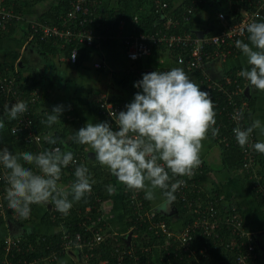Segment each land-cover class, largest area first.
<instances>
[{
	"label": "built area",
	"instance_id": "2783aa9c",
	"mask_svg": "<svg viewBox=\"0 0 264 264\" xmlns=\"http://www.w3.org/2000/svg\"><path fill=\"white\" fill-rule=\"evenodd\" d=\"M200 1L194 0L188 3L183 13L169 15L166 13L169 8V0H154L156 9L162 13L161 22H164V25H160L155 31L141 32L131 36L125 35L127 56L131 60L142 59L152 53L154 44H163L169 51H175L174 56L177 64L200 72L209 87H218L222 90L227 97V103H223L222 110L224 111L226 125L231 128V133H224L220 140L229 144L230 140H235L232 130L237 126V123L241 126H246L245 113L248 108V102L245 99L239 101L236 98V95L245 91V88L241 85L238 77L235 76L236 74H229L223 79L214 78L207 69V64L211 60L224 58L231 53L235 49V41L247 34L246 28L249 23L264 21V12L262 11L264 0H260L259 7L255 10L243 9L240 21L234 24H226L218 32H208V34L200 36L188 29L182 32L168 30L181 23L188 24L193 15L199 12L197 4ZM103 4L105 5L104 0H70L69 7L51 20L46 18L29 19L26 21V25L30 30L28 40L31 41L37 37L46 40L54 37L60 40V47L63 49L66 48L67 44H73L66 57L70 62L76 63L82 51V44L91 48L107 38L108 34L104 29L108 31L110 24L107 22V15L103 14ZM22 19L25 20L20 12L8 7L0 0V25L6 21H21ZM217 19V23L225 21L226 14L223 10L218 11ZM125 26L126 20L123 18L119 19V36H123ZM74 56L75 58H73ZM103 65H105L103 59L95 62L96 67ZM20 87L18 75L15 72H9L6 68L0 69V93L5 95L7 102L15 103L17 100L28 102V112L16 119L11 126V133L24 134L27 141L40 144L45 135L49 136L50 132L46 134L40 133L33 123L32 109L37 102L38 92L35 90L31 95L25 96ZM100 105L110 117H112L110 113H118L121 110H125V106L122 103L115 104L108 97L101 99ZM241 111L244 113L243 120L234 119V117L239 116ZM29 121H31L30 125ZM252 139L253 142L258 140L256 132H254ZM242 152V166L245 167L246 173L252 179V186L257 193L264 196V173L258 168L256 152L250 147L242 148ZM75 157L79 162L85 163L78 156ZM201 166L202 163L197 169H200ZM180 179H183L185 184L176 193L189 210L192 218L183 222L178 228L170 226L164 218L156 217L155 207L145 206L138 191H133L131 194L136 220L134 223L129 224L128 235L125 236L129 238L132 235L139 236L137 231L138 222L141 223L143 220L147 222L149 230H152L158 236L164 237V242L143 243L141 245L131 242L125 246L117 245L114 249L116 260L108 257H99V259L94 261L93 256L98 246L109 236H116L117 238L118 235L114 228L111 227L112 217L108 210L109 199L101 201L98 208L100 214L97 217V221H102L101 224L95 221L92 224L88 223L87 218L89 219V217L87 215L86 218L80 220V224L89 234H85L82 230L72 232L65 228L61 247L65 251L78 250L80 259L77 258L75 264H128V259L132 260V264H160L165 255L170 257L172 250H174L175 256H182L181 253H184L194 258L197 264L201 256L206 255L211 247L212 249L221 247L234 248L236 244L242 250L238 257L240 261L245 262L247 259L256 256L254 249L258 231L249 227L244 214L239 210L238 206L233 201L225 199L224 194H219L216 189L209 190L205 194V198L201 193L203 188L196 180L191 179V177H182ZM0 181L5 186V188H0V214L4 217H7L9 213L17 216L13 210L7 207V202L4 200L7 185L4 181V171L2 169L0 171ZM190 191H193L191 196L188 194ZM97 199L101 200L100 197ZM90 209L91 205H87L86 210ZM51 210L55 211L53 205ZM20 235L7 233L3 236L5 255L0 258V264H31L32 262L44 260L53 262L58 259L59 251L58 249H53L46 256L34 261L24 259L19 260V262H13L8 256L13 250H21L22 238ZM199 235L204 236L210 243L198 244L196 240ZM226 236L234 239L236 243L226 242ZM154 248L162 251L158 260L154 256ZM259 264H264L263 259L259 261Z\"/></svg>",
	"mask_w": 264,
	"mask_h": 264
},
{
	"label": "clouds",
	"instance_id": "9594fccd",
	"mask_svg": "<svg viewBox=\"0 0 264 264\" xmlns=\"http://www.w3.org/2000/svg\"><path fill=\"white\" fill-rule=\"evenodd\" d=\"M246 32L247 42L235 41L248 65L239 75L250 86L264 91V21L249 23ZM133 86L138 91L125 110L110 113L114 124L89 121L67 139L47 136L50 147L39 152L10 150L0 136V169L7 185V207L22 219L30 217L33 205L51 204L57 212L67 215L74 202L92 193L95 180L90 168L67 150L68 143L90 148L100 166L109 169L128 189L142 190L146 200H156L159 191L162 200L174 203L176 192L185 184L180 178L191 177L202 163L203 142L209 132L213 137L220 132L214 101L211 93L202 90L180 67L143 73ZM68 109L70 106L66 109L63 104L55 105L40 123L51 128ZM27 112L25 100L4 103L0 131L6 119L16 120ZM243 118V111L234 117L238 121ZM232 131L241 148L250 147L264 154V140L252 139L257 131L264 136V122L260 119L246 126L237 123ZM70 165L75 179L66 191L60 181L63 170ZM115 191V186L107 185L109 194Z\"/></svg>",
	"mask_w": 264,
	"mask_h": 264
},
{
	"label": "trees",
	"instance_id": "16d2710c",
	"mask_svg": "<svg viewBox=\"0 0 264 264\" xmlns=\"http://www.w3.org/2000/svg\"><path fill=\"white\" fill-rule=\"evenodd\" d=\"M194 0H169V8L167 9L166 13L169 15L172 14H179L183 13V11L186 8V5ZM10 0H4L3 3L6 4L8 7H12L11 3H9ZM260 0H201L198 2V9L203 10L206 9L209 11V18H212L213 20L217 16V13L219 10H223L226 14V19L223 22H219L217 25L214 23L211 27L210 32H218L220 31L226 24H234L242 18L243 15V9L244 10H255L259 7ZM70 5V0H60L59 6L53 9L51 17L55 18L59 13L64 12ZM104 8L103 14L106 16V13H110L109 23L110 27L107 31V29H104V31L108 34L106 39H103L100 41L101 48H98L99 50H102L103 55L111 62L112 66L117 68L119 65L124 64L125 66H120L124 69L119 70V72L115 73V79L119 85L122 87L128 88L132 93H136L138 89H136L133 85L134 82L142 79L143 73H150L156 70L160 71H166L170 70L172 66H174L172 63L168 64L167 61L175 62V51H169L167 47L163 44H154L153 45V51L148 56H145L143 59L138 60H131L127 56V46L125 47V44L119 41V44L116 41V33L119 31L118 22L119 19L123 18L126 20V26H125V32L128 33H141V32H151L158 29L160 25H164V22H161V11L157 10L154 4V0H116L109 2L108 5L102 6ZM19 9V7H17ZM262 11L264 12V8H262ZM201 12V11H200ZM194 17V15H193ZM108 22V19H107ZM112 22V25H111ZM17 20H10L6 21L5 23L0 25V37H5L9 33L15 30ZM191 30L193 33L196 34L195 29L191 27V23L188 24L181 23L176 27H171L168 30L169 31H175V32H182L183 30ZM27 38L29 37L30 30L27 29ZM247 36L248 33L243 36L241 39L247 42ZM117 42V43H116ZM30 46L34 45L37 50H41L45 53H49V50L53 47H58V44H60V40L57 38L51 37L49 39H40L37 37L34 40L30 41ZM73 46V44H67L66 50H70V48ZM81 53L79 55L78 61L76 64L81 63V61L84 59L86 51L89 49L85 44L81 45ZM105 52H107V56L105 55ZM174 53V54H173ZM169 55V58L165 60L164 58L166 55ZM125 59L126 62H123ZM146 59V61H145ZM129 60V61H128ZM127 62H130L129 64ZM0 63H7L0 62ZM143 64H146L145 67ZM145 68H143V67ZM3 69L7 66L0 65ZM119 67V68H120ZM244 69V68H243ZM243 69H233V72L231 74H236L235 76L238 77L241 85L245 87L248 83L243 77H241L238 72L242 71ZM191 70V69H190ZM9 72H15L18 75V81L21 85L22 92L25 94V96L31 95L37 88L35 87L37 85V79H25L23 75L22 69L16 70L15 67H11V69L8 68ZM196 71V70H194ZM196 75L198 76L196 78V84L201 86L202 90L209 91L211 93V97L214 101L215 105V111L217 113L216 120L217 124L216 127L220 129V132L217 136L213 137L211 136L215 142L221 145L223 149V163L222 166L227 169L228 171H232L234 175H236L242 183L245 184L247 189L252 192L255 197L257 198L263 212H264V196H262L260 193H257L254 188H252V179L249 177V175L246 173L247 170L245 167L242 166V157L243 152L242 148L238 145L235 140H230L229 144H226L224 141H221L220 138L224 133H231V128H229L228 125H226V119L224 115V111L222 110L223 103H227V97L225 93L220 90L218 87H209L208 83L204 81L203 76L196 71ZM249 84V83H248ZM108 97L113 103L120 104L122 103L124 106L131 102L132 100L123 97L121 95L117 94H109ZM104 97H98L96 98L91 97L89 99L91 103V110L93 114H100L103 118V121L107 120L109 122H112L114 124V121L112 117H110L108 114H106L103 109L101 108L100 102L101 99ZM236 98L241 100H247L248 102V108L245 113V125H248L253 119H254V113L256 110V103L258 100V94L256 92H253V94L249 95L248 92H241L240 94L236 95ZM4 103H8L5 95L3 93H0V109H2V106ZM8 103V104H12ZM218 103V104H217ZM37 105H34V108L32 109V117H33V123L37 130L40 133L46 134L49 133L51 136H59L64 139H67L68 131L66 127H63L62 121H59L55 125H53L51 128L47 127L44 124H41L40 121L46 118V113L39 112L37 109ZM16 120H5V128L0 131V136L3 137L4 143L8 144L9 148L11 145H13L17 150L19 151H32V152H39L43 149H46L50 147V145L46 142V135L44 139L40 142V144H35L33 142H29L25 139L24 134H13L11 133L10 129L11 126L15 123ZM220 124V125H219ZM219 125V126H218ZM211 135V133L209 132ZM49 135V136H50ZM256 135L258 137V140H260L257 132ZM67 150H70L74 152L80 159L85 161L84 158V146L82 145H75L72 143H68L66 145ZM256 159L258 168L260 171L264 173V154H260L256 152ZM202 166L200 169H196V172L191 176V179L196 180L201 187L203 188V191L201 192L202 195L206 198V193L209 192V190L213 189V185H207L209 173L211 170V167L209 164L206 163L205 160L201 158ZM84 164L88 165L90 168V171L92 173V177L95 180V184L93 185V191L90 195L86 196L84 199H82L79 202L73 203V208L70 210L69 214L62 215L61 213L57 212L56 210L53 212L51 210V204L45 205L47 212L45 215V221L49 223H58L60 227L55 232H37L32 229H30V220L31 215L35 207L37 205L32 206V212L28 219H22L21 217L14 216L11 213L8 214L7 217H4L0 214V224H4L5 222H17L21 225H23L26 230L21 233L20 237L22 238V248L21 250H13L10 255L8 256L13 262H19V260H27V261H34L35 259H39L42 256H46L49 254L53 249H58V259L63 256L67 251H65L61 247L62 242V235L63 230L68 228L70 231H76V230H82L85 234H89V232H86L82 225L80 224V220L87 218V222L92 224L94 221L98 224H101L102 221H97V217L100 214L99 213V206L101 204V201L103 200H109L111 199V194L107 192V185L111 184L112 180H117L116 177L111 175L109 169L106 167H102L99 164L96 166L91 165L88 162H85ZM213 169V168H212ZM1 171V169H0ZM209 172V173H208ZM246 173V176L245 174ZM187 177V176H186ZM184 177V178H186ZM62 178L64 179H71L72 183L74 182V168L69 166L67 169L63 170ZM182 178V177H181ZM190 180V179H189ZM5 188L2 181H0V188ZM205 189V190H204ZM219 194H223L222 190L220 188H216ZM134 190H130L127 187H124L123 191V204H124V211L125 214L128 216V223L132 224L136 220V215L134 214V207L132 205V196ZM140 193V196L145 204V206H154L152 201H148L144 198V193L142 190H138ZM190 196L193 195V191H190L188 193ZM176 200L173 204L176 211L173 213H169L165 210L158 209L157 206L155 207L156 217L164 218L168 224L174 228H178L174 225L173 216L179 217L183 220V222L189 220L192 218V215L189 213V210L187 207H185L184 203L178 198L177 193ZM100 197L101 200H98L97 198ZM239 210H241V206L238 201L234 202ZM91 205L90 210H86V206ZM44 206V205H43ZM80 209V212H79ZM243 213V210H241ZM55 213V215H54ZM80 216V217H79ZM91 217V218H90ZM182 222V224H183ZM251 228V227H250ZM264 228V227H263ZM139 236H131L130 238L123 235L118 234L117 238L116 236H109L105 241H103L99 246L98 249L95 250V255L93 256V260H97L103 257H108L112 260L115 259L114 249L117 245L125 246L129 245L131 242H135L137 245H141L143 243H162L164 242V237L156 235L152 230L148 229V224L146 221L138 222V229H137ZM258 233L256 234V241H255V253L256 256L252 257L251 259H247L248 262H242L239 260V255L241 253V248L236 244V247L234 248H213L211 247L210 251L206 254L201 256L199 262L197 264H215L219 261H225L226 264H259V261H264V236L260 234V232L264 230H257ZM226 242H234L236 241L232 239L231 237L226 236ZM196 242L198 244H205L207 243V239L199 235ZM210 243V242H208ZM197 244V245H198ZM212 245V243H211ZM70 251V250H69ZM154 256L156 260H158L160 254L162 253L161 250L158 251V248H154ZM161 252V253H160ZM71 254H74L70 252ZM5 255V247L3 243V238H0V258L4 257ZM180 255V254H179ZM182 256H175L174 250H172V254L169 256L165 255L164 259H162V263L160 264H196V261L194 258L189 257L188 255L181 253ZM76 259L74 260V264L77 261V258H79V254L75 255ZM170 260H168L169 258ZM58 259L54 260L53 262L57 261ZM80 259V258H79ZM78 259V260H79ZM53 262H47L44 261H37L32 262L31 264H48ZM128 264H132V260L128 259Z\"/></svg>",
	"mask_w": 264,
	"mask_h": 264
},
{
	"label": "crops",
	"instance_id": "0c3cea01",
	"mask_svg": "<svg viewBox=\"0 0 264 264\" xmlns=\"http://www.w3.org/2000/svg\"><path fill=\"white\" fill-rule=\"evenodd\" d=\"M3 1L4 0H2V2ZM59 2L60 0H10L9 3H11L12 7H9L20 12L25 20L22 19L21 21H17L18 24H16L14 31L5 37H0V62H7L0 63V65L7 66L5 67L6 69L15 67V69L18 70L20 68L23 71L22 73L25 79L31 78L38 80L35 86L38 90V97L35 105H37L38 109H36L39 112L48 114L52 107L58 104L65 105L66 109L70 106V109L66 110L61 116V121L63 127H66L68 131V136H71L73 131L78 130L89 121L93 123L103 121L100 114H93L89 101L91 97L96 98V96H98L100 98L109 96V94L113 93L132 100L134 93L117 83L114 72H119V70L124 69L120 66L125 65H119L117 68L113 67L111 62L103 55L102 50L98 49L101 48V43L95 47L89 48L85 53L84 59L79 64L72 63L67 59L66 55L68 54V50H66V48H61L60 44H58V47L51 48L49 53L37 50L34 45L30 46L31 43L26 33L28 29L26 21L32 18L53 19L51 17L52 11L59 6ZM104 2L105 5H108L110 0H104ZM17 7H19V9H17ZM106 15L109 23L110 13H106ZM209 15V11L206 9L199 10L190 21L191 27L195 30H206L204 34H208L214 23L217 25L219 24L217 23V16L213 20L209 18ZM118 32L119 31L116 33L117 36L115 39L118 43L120 41L125 44V47L127 43L126 37L124 36L137 35L136 33L127 34L124 30L123 36H119ZM105 55L107 56V52H105ZM164 58L167 60L169 55L167 54ZM100 59L105 61V65L96 67L95 62ZM123 62H126L125 59ZM167 62L168 64L172 63L174 65L172 68H183L194 82L197 81L196 78L198 76L196 75V71L190 70L170 60ZM127 63L129 64L130 62ZM143 65L145 67L147 66L146 64ZM245 67H248L246 58L236 47L226 57L211 60L207 64V69L216 79H223L225 76L231 74L233 69H243ZM0 69H2V67H0ZM248 86V91H250L251 94H253V92L258 94L254 119H260L264 122V91L257 90L247 83L244 87L245 92H248L246 91ZM257 134L260 140H264V136H261L258 131ZM203 143L204 147L202 149L201 158L211 167L210 173L208 172L209 177L207 185H213L212 188L214 190L220 188L225 199L233 202L238 201L249 227L259 231L264 230V212L257 198L232 171H228L222 166L223 149L221 145L215 142L210 134L208 135V139ZM216 146L219 148L215 149ZM83 148L85 152V162L93 166L98 165L94 159L92 150L87 148V146ZM10 150L19 151L13 145L10 146ZM211 153H213V155ZM244 174L246 176V173ZM60 183L67 191L70 189L72 181L71 179L62 178ZM111 185L116 188V191L111 194L108 206L110 216L112 217L111 227L114 228L115 232L118 234L128 235V216L125 214L123 204V191L125 186L120 184L118 180H112ZM152 203L154 206H157L158 209L160 208L167 212H169L170 208L173 206V204H169L160 198L159 191H157V199L152 201ZM46 212L47 209L45 205H37V207L34 208L29 223L30 229L37 232L57 231L60 225L58 223L46 222L44 218ZM173 221L174 225L177 227H180L183 222L181 218L176 216H173ZM23 228L26 230L24 226ZM7 233H12V228L9 227L8 221L4 224H0V238H3ZM76 254H78V250L72 249L67 251L57 261L48 264H74Z\"/></svg>",
	"mask_w": 264,
	"mask_h": 264
},
{
	"label": "water",
	"instance_id": "95a60500",
	"mask_svg": "<svg viewBox=\"0 0 264 264\" xmlns=\"http://www.w3.org/2000/svg\"><path fill=\"white\" fill-rule=\"evenodd\" d=\"M205 31L206 30H200V29L195 30V32L198 35H200V36L204 35ZM248 90H249V86L246 89V91H248ZM248 93H249V95H251V92L250 91H248ZM217 148H219V147L216 146L215 149H217ZM213 153H211V154L213 155ZM175 211H176V209H175L174 206H172L170 208V210H169L170 213H173ZM9 227L12 228V234L13 235H19V234H21V233H23L25 231V229L23 228V226L21 224L17 223V222L9 221ZM215 264H226V262L225 261H219V262H216Z\"/></svg>",
	"mask_w": 264,
	"mask_h": 264
},
{
	"label": "rangeland",
	"instance_id": "374dc122",
	"mask_svg": "<svg viewBox=\"0 0 264 264\" xmlns=\"http://www.w3.org/2000/svg\"><path fill=\"white\" fill-rule=\"evenodd\" d=\"M260 234H261L262 236H264V231H263V232L261 231Z\"/></svg>",
	"mask_w": 264,
	"mask_h": 264
}]
</instances>
